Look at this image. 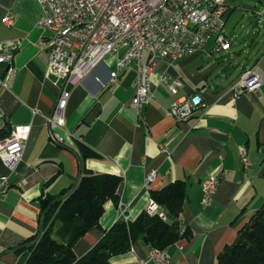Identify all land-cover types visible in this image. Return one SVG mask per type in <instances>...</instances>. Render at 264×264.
I'll list each match as a JSON object with an SVG mask.
<instances>
[{"label":"crops","instance_id":"crops-1","mask_svg":"<svg viewBox=\"0 0 264 264\" xmlns=\"http://www.w3.org/2000/svg\"><path fill=\"white\" fill-rule=\"evenodd\" d=\"M41 15L36 0H0V54L10 50L13 55L10 64H0V140L12 128L30 127L10 188L0 195V264H25V244L39 228L41 196L68 190L81 168L117 175L122 186L117 204L107 201L99 226L75 245L78 257L122 214L133 221L145 211L151 190L183 180L187 197L181 220L190 236L167 248L169 259L171 264H215L237 226L264 201V81L254 92L235 97L232 91L244 70L257 69L264 77V0H227L225 29L233 22L226 31L229 50L216 52L208 44L206 52L159 59L150 74L154 101L138 122L130 106L135 66L109 84L114 59L105 58L79 85L67 87L65 127L55 130L63 138L61 145L51 140L47 123L62 84L54 75L46 76L51 33L38 25ZM7 17L11 24L4 22ZM237 28L245 33L243 50L234 43L240 38ZM163 78L180 80L176 94ZM193 95L200 96L202 105L189 118L177 121L167 114L174 102ZM80 145L97 158L83 159ZM151 171L156 176L147 184ZM6 173L0 161V176ZM209 176L219 182L210 203L203 205L201 185ZM150 250L139 240L110 263L141 264Z\"/></svg>","mask_w":264,"mask_h":264},{"label":"built area","instance_id":"built-area-1","mask_svg":"<svg viewBox=\"0 0 264 264\" xmlns=\"http://www.w3.org/2000/svg\"><path fill=\"white\" fill-rule=\"evenodd\" d=\"M42 10L38 25L51 33L48 46L46 76L54 75L61 82L60 93L47 123L51 140L63 144L56 129L65 127V111L71 91L106 57L114 59L109 84L123 75L131 65L136 68L135 93L130 106L137 122L145 107L154 101L150 74L162 58H184L204 51L208 44L216 52L229 50L231 40L225 29L227 0H36ZM4 22L11 24L10 18ZM206 52V50H205ZM146 53V55H144ZM12 52L0 54V64H10ZM264 81L254 68L244 70L232 91L235 97L256 91ZM170 92L176 94L179 79L163 78ZM202 105L199 95L174 102L167 114L177 121L186 120ZM29 126L12 128L0 140V161L7 173L0 176V195L10 188V177L22 159ZM166 154L169 150L160 145ZM245 167L248 166L244 148L239 150ZM156 176L151 171L145 178L150 183ZM218 179L207 177L201 185L202 204L208 205L218 186ZM146 212L168 221L164 209L150 200ZM121 216H124L122 214ZM128 221V218H127ZM185 225L182 230H185ZM141 264H171L167 249L151 248Z\"/></svg>","mask_w":264,"mask_h":264},{"label":"trees","instance_id":"trees-1","mask_svg":"<svg viewBox=\"0 0 264 264\" xmlns=\"http://www.w3.org/2000/svg\"><path fill=\"white\" fill-rule=\"evenodd\" d=\"M78 150L83 159L97 158L83 145ZM121 186L122 179L117 175L81 168L68 190L57 196L43 194L39 200V228L25 244L29 252L25 264H111L113 256L126 253L139 240L151 248L165 250L190 236L186 226L182 230L181 220L186 182L176 180L150 191L151 200L164 209L168 221L146 210L133 221L120 218L85 255L78 257L75 245L90 229L99 226L107 201L117 204ZM215 264H264V201L237 226L234 239L217 254Z\"/></svg>","mask_w":264,"mask_h":264},{"label":"rangeland","instance_id":"rangeland-1","mask_svg":"<svg viewBox=\"0 0 264 264\" xmlns=\"http://www.w3.org/2000/svg\"><path fill=\"white\" fill-rule=\"evenodd\" d=\"M232 28H233V22H232V20H230V21L227 22L226 31L230 32L232 30ZM237 32L240 35L239 36L240 38H235L234 39V43L236 45V50H240V49L243 50L244 42L242 40H243V37H244L245 33H244L243 29H240V28H237ZM109 58L110 57H106V59H109Z\"/></svg>","mask_w":264,"mask_h":264},{"label":"bare ground","instance_id":"bare-ground-1","mask_svg":"<svg viewBox=\"0 0 264 264\" xmlns=\"http://www.w3.org/2000/svg\"><path fill=\"white\" fill-rule=\"evenodd\" d=\"M121 218H123L125 221H127V218H126V216H121Z\"/></svg>","mask_w":264,"mask_h":264}]
</instances>
